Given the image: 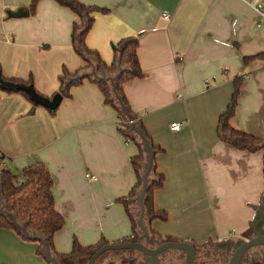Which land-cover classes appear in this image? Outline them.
<instances>
[{"label": "crops", "instance_id": "0c3cea01", "mask_svg": "<svg viewBox=\"0 0 264 264\" xmlns=\"http://www.w3.org/2000/svg\"><path fill=\"white\" fill-rule=\"evenodd\" d=\"M78 1L98 8L86 42L107 64L116 43L139 36L144 76L126 83L124 91L160 148L154 164L164 182L154 203L166 218L145 215L151 238L190 241L197 264H227V242L252 236L255 206L264 196V149L241 150L221 141L218 123L235 77L243 76L230 122L264 140V0ZM30 4L0 0V65L5 77L32 76L35 89L53 97L60 93L64 68L74 73L87 64L72 44L77 16L56 0H40L36 14L29 15ZM32 20L45 28H33ZM246 57L254 58L245 62ZM173 122L181 129L173 130ZM124 127L119 110L90 79L73 85L54 115L21 93L0 89V150L9 169L20 173L42 162L53 176L56 209L65 218L54 236L59 254H70L75 239L88 247L101 240L118 243L133 233L120 199L137 183L131 159L140 144ZM38 247L0 227V264H48ZM123 257L147 264L138 250L108 251L97 264H120ZM160 261L185 264V251L166 250Z\"/></svg>", "mask_w": 264, "mask_h": 264}, {"label": "trees", "instance_id": "16d2710c", "mask_svg": "<svg viewBox=\"0 0 264 264\" xmlns=\"http://www.w3.org/2000/svg\"><path fill=\"white\" fill-rule=\"evenodd\" d=\"M56 1L59 4L70 8L76 14L77 19L73 22L72 25V44L75 51L79 55H81L87 63L85 66L79 68L74 73H71L67 68L63 69V73L59 77L61 82L60 92L64 90L63 97L70 96L71 87L76 84H81L85 79H90L97 82L103 90L105 101L108 104L114 105L119 110L121 119L125 125L124 128H126L124 134L136 140L137 138H135V134L130 128L131 124L127 123L128 118L122 113L117 101L113 97L109 82L99 81L93 78L86 77V74L93 68H95L98 73L104 72L106 75H110L113 77L119 74V76L117 77L118 92L123 97L128 110L133 115L135 124L140 126V128L145 132V134L151 141V138L147 134L142 120L132 112L124 91V85L126 83L131 82L137 78H142L144 76L138 53L140 46L139 36H128L116 43L113 49V62L111 64H107L101 57L100 53L89 48L86 42L87 35L95 22L94 13L98 10V8L85 5L78 0ZM39 2L40 0H31V4L28 9L29 15L36 14ZM255 57H263V55H257ZM252 58L254 57H246L245 62ZM77 76H79L80 78L73 81L67 88H65L68 82ZM243 79V76H237L234 79L235 89L231 101L226 111L219 118L218 136L221 141H224L238 149L258 151L264 149V140L235 129L230 122L237 108L238 96L243 84ZM0 80H2V83H0V89L9 93H21L29 98L33 102V104H35V100L33 94L28 89L33 90L40 97H45L35 89L34 79L32 76L28 80L7 78L4 76L2 67L0 65ZM57 109L58 107L53 110L49 109V111L54 115ZM151 143L153 145L155 153H157L160 148L154 145L152 141ZM139 146L140 153L132 157L131 159L132 167L137 175V183L129 193V195L120 199V201L124 204L131 220L133 233L131 234V236L124 238L121 242L135 241L141 233V228L138 224L137 213L135 211V197L139 194L140 188L142 186L143 163L145 161V154L143 152L142 146ZM18 176H22L24 178L23 183H17ZM151 178L152 181L149 184V188L145 197L146 215L149 216V220L155 218H166L165 213L158 212L155 208L154 192L156 189L162 187L164 182V176L163 174L157 172L155 164L152 170ZM53 186V176L49 168L42 162H36L29 166H26L18 174L14 173L8 168L0 173V205L4 204V207L11 210L16 215L18 221L21 224L27 225V227L32 232L41 234L46 237L50 242L53 254L57 256L61 261L65 262L66 264H72L71 259H74V257H77L79 254H83L84 256L82 255L83 257H81L79 261L84 264L88 261L94 251L101 247L104 243H107V241L101 240L96 245L84 247L79 243L77 239H75L73 242V250L70 254H59L55 250L54 236L59 230L64 227L65 218L56 209ZM147 221V217H145V223ZM148 224V228L150 229V223L148 222ZM0 227L12 229L16 231L23 239L30 240L18 227L14 225L10 216L1 212ZM150 231L151 229L149 230V233ZM37 252L38 254L44 256L43 247L40 242ZM48 264L50 263L48 262ZM107 264L115 263L110 262ZM120 264H135V261L132 258L123 257ZM251 264L263 263L260 261H255Z\"/></svg>", "mask_w": 264, "mask_h": 264}, {"label": "water", "instance_id": "95a60500", "mask_svg": "<svg viewBox=\"0 0 264 264\" xmlns=\"http://www.w3.org/2000/svg\"><path fill=\"white\" fill-rule=\"evenodd\" d=\"M106 75L105 73L99 74L95 68L86 74V77L93 78L99 81H107L111 86L113 97L117 101L122 113L128 118V120H134L133 115L128 110L123 97L120 95L117 89V77ZM80 77L77 76L70 80L65 86L67 88L73 81L78 80ZM2 83V80H0ZM25 88V87H23ZM34 97L35 105L41 104L46 106L48 109L53 110L59 106L63 99V91L57 93L53 98L40 97L33 90L28 89ZM131 130L134 132L136 138L139 140V144L142 146L145 154V161L143 163V181L140 188L139 194L135 197V201L139 206L138 209V224L141 228V233L135 241H125L118 243H104L101 247L96 249L90 256L86 264H97L98 259L108 251H120V250H138L145 255L147 264H160V256L163 252L169 249H177L185 251V264H197V250L195 245L190 241H174L154 239L155 246H150L148 242L151 239L149 229L145 223V197L149 188V184L152 181L151 174L155 163V150L153 145L145 132L135 122L131 123ZM256 213L251 224L252 236L248 238H241L238 240H229L228 250H230V257L227 260V264H243L246 256L251 253V257L255 259L258 257L259 248H264V196L259 205L255 206ZM0 212L11 217L12 222L18 227L25 236L34 241H39L43 247V253L45 259L50 264H66L55 256L51 250L49 240L41 234L32 232L27 225L21 224L16 215L4 206L0 207ZM264 262V261H263ZM75 264H81L78 260Z\"/></svg>", "mask_w": 264, "mask_h": 264}, {"label": "built area", "instance_id": "2783aa9c", "mask_svg": "<svg viewBox=\"0 0 264 264\" xmlns=\"http://www.w3.org/2000/svg\"><path fill=\"white\" fill-rule=\"evenodd\" d=\"M262 7V5H259V8H261ZM162 15H163V17H165L166 19H169L170 17H171V13L170 12H168V11H163L162 12ZM133 122H135V120H128L127 121V123L128 124H131V123H133ZM171 128L173 129V130H180L181 129V124H180V122H173L172 124H171ZM130 141V138H127V142H129ZM9 168V160H8V157L4 154V152H2L1 150H0V173L2 172V171H4V170H6V169H8ZM89 176H91L90 174H88ZM91 177H93L94 179H96V177L95 176H91ZM23 181H24V178L22 177V176H18L17 177V183H19V184H21V183H23Z\"/></svg>", "mask_w": 264, "mask_h": 264}, {"label": "flooded vegetation", "instance_id": "af4514ba", "mask_svg": "<svg viewBox=\"0 0 264 264\" xmlns=\"http://www.w3.org/2000/svg\"><path fill=\"white\" fill-rule=\"evenodd\" d=\"M148 244L150 245V246H155V243H154V241H153V239L151 238L150 239V241L148 242ZM262 248V247H261ZM260 249V248H259ZM262 250V249H261ZM164 254H165V252H163L162 254H161V256L163 257L164 256ZM258 261H260V262H262L263 264H264V252L263 251H258ZM252 255H251V253H249L247 256H246V258H245V261H244V263L246 262V263H250L249 261H251V259H252V257H251ZM230 257V256H229ZM229 259V258H228ZM251 264V263H250Z\"/></svg>", "mask_w": 264, "mask_h": 264}, {"label": "rangeland", "instance_id": "374dc122", "mask_svg": "<svg viewBox=\"0 0 264 264\" xmlns=\"http://www.w3.org/2000/svg\"><path fill=\"white\" fill-rule=\"evenodd\" d=\"M37 8H38V7H37ZM36 12H37V11H36ZM31 23L33 24V28H45V26L43 25V23L40 22V21L32 20ZM50 35H51V36H54V33H51ZM14 173L18 174L19 172H15V171H14ZM5 208H6V207H5ZM6 209H8V208H6ZM135 211H136V213H138V209H136ZM137 218H138V215H137Z\"/></svg>", "mask_w": 264, "mask_h": 264}]
</instances>
